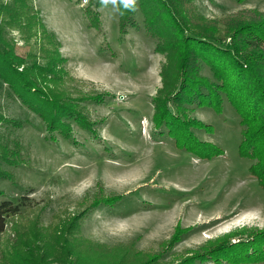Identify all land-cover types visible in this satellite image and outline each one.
<instances>
[{
    "label": "rangeland",
    "instance_id": "1",
    "mask_svg": "<svg viewBox=\"0 0 264 264\" xmlns=\"http://www.w3.org/2000/svg\"><path fill=\"white\" fill-rule=\"evenodd\" d=\"M100 1L28 0L53 36L34 32L32 21L31 31L5 26L9 52L24 63L18 68L39 97L66 102L84 126L68 118L69 137L45 139L41 118L0 78V171L13 177L0 178V202L19 208L0 234V264H67L62 256L72 264H181L209 238L264 228V191L248 171L251 161L238 153L237 113L225 99L220 114L187 106L190 118L213 127L193 128L199 140L223 152L209 160L159 134L153 98L163 87V71L172 81L177 59L157 49L159 40L146 31L138 0V25L127 22L123 31L117 0ZM192 5L207 27L213 25L210 36L216 38L209 39L225 44L240 16L255 21L252 10L264 13V0ZM90 12H98V27L90 25ZM234 16L236 21L227 22ZM200 74L215 81L204 63ZM14 119L22 125L10 123ZM6 151L25 163L8 164ZM113 196H119L113 205L103 202ZM177 227L182 231L174 241Z\"/></svg>",
    "mask_w": 264,
    "mask_h": 264
},
{
    "label": "trees",
    "instance_id": "2",
    "mask_svg": "<svg viewBox=\"0 0 264 264\" xmlns=\"http://www.w3.org/2000/svg\"><path fill=\"white\" fill-rule=\"evenodd\" d=\"M138 1L146 31L159 40L157 49L168 51L170 56L173 52L177 59L172 81L168 82L166 71H163V87L153 98L152 121L155 129H159V134L166 133L172 138L177 148H185L197 158L209 160L221 155L223 152L215 144L201 141L196 137L193 128L213 132V127L190 118L187 106L196 104L198 107H208L220 114L225 99L239 116L241 140L238 153L251 161L248 171L264 191V13L252 10L258 16V20L255 21L245 20L240 16L238 25L234 27L235 31L229 35L231 43L225 44L222 40L212 39L217 44L209 39L216 38L210 36L213 25L207 27L208 24L203 23L201 20L203 16L192 5L193 0ZM177 2L184 4L186 8L188 6L187 10L180 12L178 7L181 5H176ZM117 5L120 30H124L127 22L137 26L133 0H117ZM34 9L28 0H15L8 5L0 4L1 15L7 17V20L0 21V78L25 106L41 118L47 133L45 139L55 140L56 134L69 137L70 128L66 119L74 118L81 123L82 116L67 111L70 105L66 102L55 105L51 98L39 97V90L26 79L23 68L20 70L18 68L24 63L9 52L7 47L9 40L4 35L6 25L27 29L31 28L32 21L33 24H37L34 26V32H38L39 28L41 29L39 34L53 36L52 33L46 32L44 23L36 12L37 9ZM89 15L90 25L98 27V12L93 14L90 12ZM236 18L235 16L229 18L227 22L232 23L231 21H236ZM194 23L203 24L206 28L201 30ZM242 29L245 34L239 37L236 32ZM201 33L207 36H201ZM201 63L208 66L215 81L200 74ZM10 123L22 125L17 119ZM81 125L84 126L82 123ZM13 153L11 152L12 155ZM8 154L6 151L3 155L8 164L17 166L25 163L21 157L13 159ZM4 172L0 171L1 179H13L9 173ZM118 197L106 198L103 202L113 205ZM18 211L19 208L9 201L0 202V234L6 229L7 217ZM181 231L177 227L174 241L178 240ZM238 231L242 232L209 238L206 240L207 244L190 253L181 264H193L196 260L211 261L215 264L264 262V228L252 230L242 227ZM235 234H238L236 241L231 242L233 237H229ZM60 261L72 264L70 258L64 256Z\"/></svg>",
    "mask_w": 264,
    "mask_h": 264
}]
</instances>
